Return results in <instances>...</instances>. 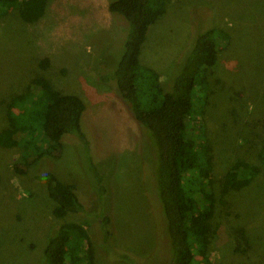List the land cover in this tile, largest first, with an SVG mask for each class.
I'll use <instances>...</instances> for the list:
<instances>
[{
  "label": "rangeland",
  "instance_id": "1",
  "mask_svg": "<svg viewBox=\"0 0 264 264\" xmlns=\"http://www.w3.org/2000/svg\"><path fill=\"white\" fill-rule=\"evenodd\" d=\"M110 1L49 0L46 15L36 24L0 20V132L9 127L4 100L24 92L35 77L80 96L87 105L84 121L92 135V159L106 176L107 191L101 199L86 161L91 150L73 135L64 138L61 157L39 160L25 179L12 167L23 163L21 149L0 147V264H43L47 240L65 222L87 225L97 264H132L109 261L110 245L145 264L168 262L164 221L144 172L151 167L146 133L125 103L99 81L111 73L123 51L122 23L109 12ZM214 27L227 30L232 41L222 45L211 74L220 83H215L218 89L204 115L199 114L201 102L192 115L196 136L204 130L214 157L213 173L200 180L217 199L210 262L264 264V173L246 189L221 194L224 174L238 160L263 167L264 0H172L167 15L149 31L143 64L157 70L162 81L173 78L198 32ZM45 58L50 64L43 69ZM47 172L76 186L84 215L53 217L43 182L32 179ZM102 212L111 219L108 242L97 221Z\"/></svg>",
  "mask_w": 264,
  "mask_h": 264
},
{
  "label": "trees",
  "instance_id": "2",
  "mask_svg": "<svg viewBox=\"0 0 264 264\" xmlns=\"http://www.w3.org/2000/svg\"><path fill=\"white\" fill-rule=\"evenodd\" d=\"M49 0H0V20L19 19L24 24L40 22L47 13ZM172 0H112L108 10L122 23L120 36L123 51L120 60L103 81L123 101L132 118L145 131L151 158L147 162L152 195L157 200L164 232L169 241L170 257L166 264H211V242L217 233L212 221L217 199L204 180L214 171L210 140L204 130L197 137L192 115H204L214 88L220 80H212L224 48L232 41L221 27L198 32L191 48L182 58V68L167 81L157 70L143 64L142 53L149 31L168 13ZM224 46V47H225ZM49 59L40 63L49 66ZM216 83V84H215ZM7 105L8 129L0 132L2 149L20 148L23 163L13 164L19 178L44 157H61L66 136L73 135L90 153L86 154L89 171L94 175L100 198L107 193L97 164L92 159V135L85 126L87 105L77 95L63 93L44 77H35L27 89L4 100ZM14 112H17L15 114ZM262 166L238 160L224 174L221 194L250 187L264 173ZM146 169V168H145ZM32 176L43 182L48 199L53 203L52 215L63 220L69 215H84L74 184L65 183L52 173ZM225 203L224 200L221 201ZM103 238L111 239V219L104 212L97 216ZM247 244V240H245ZM167 246V245H166ZM246 253V249H237ZM109 261L145 264L129 252L109 248ZM43 264H97L93 241L86 224L65 222L47 240Z\"/></svg>",
  "mask_w": 264,
  "mask_h": 264
}]
</instances>
